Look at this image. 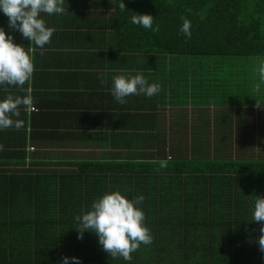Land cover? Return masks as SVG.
Instances as JSON below:
<instances>
[{
	"label": "crops",
	"instance_id": "obj_1",
	"mask_svg": "<svg viewBox=\"0 0 264 264\" xmlns=\"http://www.w3.org/2000/svg\"><path fill=\"white\" fill-rule=\"evenodd\" d=\"M65 7L63 14H41L46 26L56 31L43 50L35 48L32 53L35 71L31 81L23 89L0 85V100L30 94L38 108L32 113L21 107L19 119L24 123L19 130L0 129V217L7 216L9 208L31 216L34 208L43 207L32 202L39 190L44 188L45 195L53 191L46 186L67 193L70 202L76 203L73 192L77 188L67 187L64 181L65 176L71 177L76 163L97 162L104 171L107 164L118 162L128 167L125 173L108 167L107 174H124L135 180L121 194L128 199L144 196L138 207L145 214L153 242L142 244L131 254V261L114 259L100 248L107 255L103 264H189L177 255L179 248L174 245L176 238L183 240L187 227L178 224L183 217L172 206L179 207L176 192L182 190L192 171L179 163L161 168L159 161L200 162L218 158L219 152L224 157L235 156L243 148L247 154L264 153V141L263 150L255 152L252 145L260 143L263 135L257 128L260 110L253 100L247 102L244 75L249 72L242 66L247 59L231 60V68L243 70L228 76L221 71V62L229 58L128 51L118 45L121 39L108 21L109 10L88 8L78 0H65ZM0 27L26 50L35 47L18 30L9 28L2 10ZM138 73L149 83H159L160 92L151 97L130 95L127 103H118L110 92L113 77ZM101 78L107 83L102 85ZM194 162L184 166L191 169ZM11 180L24 192L5 195L16 190L8 187ZM195 182L192 179L187 185ZM5 196L9 201H4ZM58 196L56 192L47 195L45 206L54 205ZM60 233L56 227L49 234L56 240L71 237L67 230Z\"/></svg>",
	"mask_w": 264,
	"mask_h": 264
},
{
	"label": "trees",
	"instance_id": "obj_2",
	"mask_svg": "<svg viewBox=\"0 0 264 264\" xmlns=\"http://www.w3.org/2000/svg\"><path fill=\"white\" fill-rule=\"evenodd\" d=\"M78 2L88 8L109 10L108 21L113 24L117 38L121 39L118 45L128 51L229 58L220 59L223 60L221 71L224 67L228 76L233 71L240 74L243 70L242 67L231 68V60L237 57L260 56L264 59V0H122L126 5L123 10L118 6L121 0ZM145 13L154 16L153 26L159 25L158 32L131 23L133 15ZM182 17L191 23V38L180 32ZM260 80L259 77V83ZM258 97L262 110L258 112L260 124L257 128L264 140V86ZM34 108L36 111L32 113L38 110ZM242 150L235 156L224 157L219 152L218 158L208 157L205 161L167 163L170 167L179 163L187 172L192 171L181 186L182 190L176 192L179 207L172 206L174 210L179 209L183 217L178 224L187 227L183 240L176 238L174 242L179 248L177 255H181L186 263L264 264V253L257 242L264 222L252 220L255 196H264V153L252 155L245 153L244 148ZM193 162L191 169L184 166ZM110 164L103 171L97 162L76 163L71 177L64 178L67 187L77 188L73 192L77 195L76 203L70 202L67 193L46 186L53 189L47 192L49 197L56 192L61 198L58 196L54 205L47 207L45 190L38 185L41 190L32 202L43 204V207L34 208L31 216L20 215L19 208H9L7 216H12L10 220L5 221L6 215L0 217V264H61L64 256L70 258L69 264H74L71 257H77L79 264H103L107 255L99 250L102 245L98 236L85 230L83 238L78 239L75 216L88 211L92 202L103 194L123 193L136 183L131 176L113 175L114 171L125 173L127 166L118 162ZM108 167L115 169L107 174ZM197 171L201 173H194ZM29 179L38 183L34 177ZM192 179L196 182L187 185ZM8 187H16L5 194L9 197L13 192H24L12 180ZM36 191L38 189L33 191L34 194ZM7 196L4 201H9ZM66 215L68 217L63 218ZM56 227L60 235L67 230L71 237L56 240L49 234ZM165 245L169 246V241Z\"/></svg>",
	"mask_w": 264,
	"mask_h": 264
},
{
	"label": "clouds",
	"instance_id": "obj_3",
	"mask_svg": "<svg viewBox=\"0 0 264 264\" xmlns=\"http://www.w3.org/2000/svg\"><path fill=\"white\" fill-rule=\"evenodd\" d=\"M121 10L126 5L119 3ZM0 10L8 17L10 29L18 30L22 37L26 38L35 47L27 50L22 44L13 42L12 35L6 34L0 27V85H12L23 89L30 82L35 71V48L43 50L56 31L55 27L46 26L41 14H63L65 0H0ZM183 23L180 32L191 38V23L182 17ZM131 23L159 31V25H154V16L151 14H137L131 17ZM106 50V49H105ZM41 54H43L41 52ZM261 77L264 78V65L260 68ZM106 78H101V84H106ZM258 87V86H257ZM161 90L159 83H149L146 78L138 73L134 76L117 75L112 79L110 92L120 104L127 103L126 97L130 95L144 94L151 97ZM256 107H261L256 100ZM21 107L25 111H36L34 100L30 94L8 95L0 100V129L23 127L24 121L19 119ZM78 123V122H77ZM28 129V127H27ZM3 150V145H0ZM161 168L167 166L166 160L159 161ZM144 200V196L126 198L120 191L107 192L94 200L88 211L75 216L78 226L77 238L82 239L85 230L94 232L99 239L103 250L112 258L122 257L125 261H131L132 253L140 246L153 242V235L145 225V214L138 207ZM252 220L264 222V196H255ZM260 235L257 239L259 250L264 253V223L260 226ZM69 257L64 256L61 264H69ZM74 264H79L77 257H71Z\"/></svg>",
	"mask_w": 264,
	"mask_h": 264
},
{
	"label": "rangeland",
	"instance_id": "obj_4",
	"mask_svg": "<svg viewBox=\"0 0 264 264\" xmlns=\"http://www.w3.org/2000/svg\"><path fill=\"white\" fill-rule=\"evenodd\" d=\"M243 58H245V57H243ZM246 58H248V59L244 61V67L246 66L247 69L248 68L252 69V71H251V69H249L248 75H246V76L244 75V78H245L244 83H246V90H247V102L250 100H254L253 103H256V100L258 102L261 100L260 97H258V96H259V94H261L263 86H264V78H262L261 74H260V68L262 65H264V59L263 58L261 59L260 56H248ZM224 69L225 68L223 67L222 70H224ZM259 77L262 78V81L260 80V83L258 81ZM242 82H243V78H242ZM259 103H262V102H259ZM261 108L262 107H259V110H261ZM235 109H233V110H235ZM216 112L219 113V110H217ZM259 140H260L261 144L258 142L252 143V145H254L255 152L263 150L262 147H263V141L264 140L263 139H259ZM89 149L90 148H87L85 150H89ZM85 150H83L82 152L84 153Z\"/></svg>",
	"mask_w": 264,
	"mask_h": 264
},
{
	"label": "built area",
	"instance_id": "obj_5",
	"mask_svg": "<svg viewBox=\"0 0 264 264\" xmlns=\"http://www.w3.org/2000/svg\"><path fill=\"white\" fill-rule=\"evenodd\" d=\"M31 110H29L28 112H30ZM29 150H32L33 148L32 147H28Z\"/></svg>",
	"mask_w": 264,
	"mask_h": 264
}]
</instances>
